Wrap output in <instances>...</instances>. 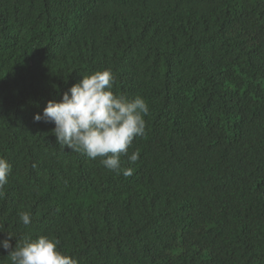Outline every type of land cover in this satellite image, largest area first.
<instances>
[{
  "label": "trees",
  "instance_id": "obj_1",
  "mask_svg": "<svg viewBox=\"0 0 264 264\" xmlns=\"http://www.w3.org/2000/svg\"><path fill=\"white\" fill-rule=\"evenodd\" d=\"M104 69L149 106L130 176L33 121ZM0 157L12 248L31 234L78 264H264V0H0Z\"/></svg>",
  "mask_w": 264,
  "mask_h": 264
},
{
  "label": "clouds",
  "instance_id": "obj_2",
  "mask_svg": "<svg viewBox=\"0 0 264 264\" xmlns=\"http://www.w3.org/2000/svg\"><path fill=\"white\" fill-rule=\"evenodd\" d=\"M82 79L65 92L60 101H48L42 113L33 116L34 122L52 123V134L63 149L85 155L95 160L108 171L130 176L131 166H122L121 157L126 156L129 165L139 159V151L130 155L128 149L135 137L145 134L144 117L149 106L141 96L132 98L113 91L115 76L110 69L98 70L81 76ZM11 164L0 157V197L8 183ZM24 226L31 223V214L18 213ZM6 234L0 240V248L8 251L10 264H78L67 253L58 250L59 241L46 235H25L16 239ZM11 249V251H9Z\"/></svg>",
  "mask_w": 264,
  "mask_h": 264
}]
</instances>
